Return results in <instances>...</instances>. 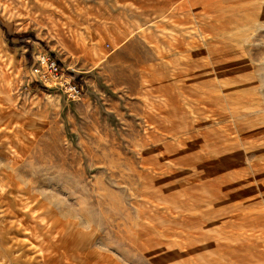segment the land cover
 I'll return each instance as SVG.
<instances>
[{
	"label": "rangeland",
	"instance_id": "1",
	"mask_svg": "<svg viewBox=\"0 0 264 264\" xmlns=\"http://www.w3.org/2000/svg\"><path fill=\"white\" fill-rule=\"evenodd\" d=\"M0 264H264V0H0Z\"/></svg>",
	"mask_w": 264,
	"mask_h": 264
},
{
	"label": "built area",
	"instance_id": "2",
	"mask_svg": "<svg viewBox=\"0 0 264 264\" xmlns=\"http://www.w3.org/2000/svg\"><path fill=\"white\" fill-rule=\"evenodd\" d=\"M63 70L60 63L54 57L47 54L41 55L34 66V72L39 78L40 84L60 87L69 99H80L83 95V88L71 75Z\"/></svg>",
	"mask_w": 264,
	"mask_h": 264
},
{
	"label": "clouds",
	"instance_id": "3",
	"mask_svg": "<svg viewBox=\"0 0 264 264\" xmlns=\"http://www.w3.org/2000/svg\"><path fill=\"white\" fill-rule=\"evenodd\" d=\"M85 230H88V229H87V227H86V229H85Z\"/></svg>",
	"mask_w": 264,
	"mask_h": 264
}]
</instances>
